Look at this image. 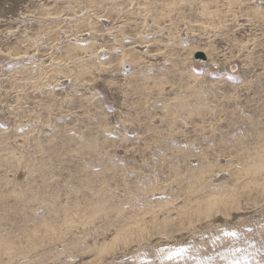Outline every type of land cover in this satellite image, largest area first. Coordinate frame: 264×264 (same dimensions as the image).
I'll return each instance as SVG.
<instances>
[{
  "label": "rangeland",
  "instance_id": "obj_1",
  "mask_svg": "<svg viewBox=\"0 0 264 264\" xmlns=\"http://www.w3.org/2000/svg\"><path fill=\"white\" fill-rule=\"evenodd\" d=\"M252 163L264 0H0V264H264Z\"/></svg>",
  "mask_w": 264,
  "mask_h": 264
},
{
  "label": "bare ground",
  "instance_id": "obj_2",
  "mask_svg": "<svg viewBox=\"0 0 264 264\" xmlns=\"http://www.w3.org/2000/svg\"><path fill=\"white\" fill-rule=\"evenodd\" d=\"M92 3H93V5H96L95 2L92 1ZM153 20L154 19H152V21ZM93 46H94V43L88 42L87 44H85L84 47H79L77 49V51L86 54L88 51L90 52L93 49ZM197 53H203V52H197ZM128 55H130L129 56L130 58H133V57H135L136 54H134L133 52H129ZM204 57H205V60L204 61H206L205 54H204ZM91 58L95 61L94 63H98V62H100V60H102V58H98L94 54L91 55ZM78 62L80 64L79 67H81V70H82L81 72H84V71L88 70L87 62H85L82 58H78ZM123 63L124 62H122V64ZM242 171L243 172H246V176L247 177L250 176L251 178H254V175L256 173H262L264 171V165L263 164L262 165H260V164L258 165V164H253L252 163L250 165V167H247V170L246 171L245 170H242ZM239 179H240V177L233 178V179H231V181L229 182V184H238ZM254 180H255V178H254ZM257 181L260 182V179H258ZM258 184H259V188L260 189H264V183L263 182L262 183H258ZM239 189H242V190L247 189V186L246 185H242ZM207 206L210 207V203H207Z\"/></svg>",
  "mask_w": 264,
  "mask_h": 264
},
{
  "label": "water",
  "instance_id": "obj_3",
  "mask_svg": "<svg viewBox=\"0 0 264 264\" xmlns=\"http://www.w3.org/2000/svg\"><path fill=\"white\" fill-rule=\"evenodd\" d=\"M196 59H199V60H205V57H204V54L203 53H197L196 54Z\"/></svg>",
  "mask_w": 264,
  "mask_h": 264
},
{
  "label": "snow or ice",
  "instance_id": "obj_4",
  "mask_svg": "<svg viewBox=\"0 0 264 264\" xmlns=\"http://www.w3.org/2000/svg\"><path fill=\"white\" fill-rule=\"evenodd\" d=\"M232 235H235L234 233H232Z\"/></svg>",
  "mask_w": 264,
  "mask_h": 264
}]
</instances>
